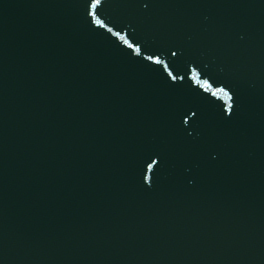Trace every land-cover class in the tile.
<instances>
[{"label": "snow or ice", "instance_id": "obj_1", "mask_svg": "<svg viewBox=\"0 0 264 264\" xmlns=\"http://www.w3.org/2000/svg\"><path fill=\"white\" fill-rule=\"evenodd\" d=\"M101 3V0H92V3H91V8L95 9L97 7V5H99ZM91 15L95 16V12H92ZM95 23L98 24V25H102V26H105L106 25H103V21L99 20V19H96L95 20ZM117 36H119L120 34L119 33H116ZM121 39H124L123 37H121ZM124 43L125 44H129V41L124 39ZM130 47H134L137 51V53L140 52V48L138 45H131L129 44ZM173 55H175V53H173ZM148 60H152L154 63H161L160 61V58L159 56H155V55H148L146 57ZM169 75H172L171 73V70H169ZM173 79H176L175 76L172 77ZM199 83V81H197ZM201 87L205 89V91H211V94L213 96H216L217 98H220L221 97V94L223 95V99L225 101H228L230 99H232V96H231V93L223 86L221 87H214L213 86V82H211L210 80L208 79H205L203 81V83L201 84ZM221 107H225V105H221ZM193 116H195V113H192ZM181 119L182 121L186 122L188 120V116L187 114H182L181 115ZM150 159V158H149ZM145 163L147 164V167L149 169H151L153 167V164L156 163L155 160H153L151 163H148L147 161H145Z\"/></svg>", "mask_w": 264, "mask_h": 264}]
</instances>
